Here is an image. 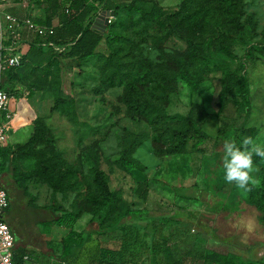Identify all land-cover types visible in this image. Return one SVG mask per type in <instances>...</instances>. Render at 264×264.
<instances>
[{
  "label": "rangeland",
  "instance_id": "obj_1",
  "mask_svg": "<svg viewBox=\"0 0 264 264\" xmlns=\"http://www.w3.org/2000/svg\"><path fill=\"white\" fill-rule=\"evenodd\" d=\"M142 1L145 7L154 4L161 8L160 24L152 23L146 10L124 6L113 19L115 23L102 35L96 48L100 57L79 61L64 59L65 63L54 58L45 73L31 75L26 72L29 81L25 79L19 83V92L30 105L32 117L25 125L11 130L6 141L16 156L13 178H24L27 192L33 196L32 205L44 206L53 200L62 213L76 214L72 223L51 226L50 237L57 241L54 244L57 250L66 231L78 232L112 222L116 213L128 206L130 209H144L151 216L171 215L181 219L182 224L168 222L161 229L164 238L176 228H188V243L195 242L199 249L208 247L264 260V228L256 221V210L242 204L237 212L228 216L226 213L209 214L202 202L203 196L199 195V190L203 189L202 155L193 147L194 141H188L181 153L162 152L161 144L151 138V126L143 117L131 113L124 102L127 95L125 85L136 75H155L156 71L176 75L182 67H190L187 40H206L211 55L227 59L231 70L248 77L252 101L248 125L256 129L255 142L264 146V0ZM240 12L244 13L241 18ZM247 15L251 16L252 25L244 22ZM238 18L242 24L237 22ZM1 25H5L3 19ZM219 30L229 32L230 36L243 37L244 45L238 48L237 56H226L218 50L214 39ZM247 45L261 47L251 64L244 58ZM110 75L115 78L114 86L104 82ZM200 76L196 93L207 112L214 115L220 73L203 68ZM120 79L121 84L118 83ZM27 84L32 86L31 95H28ZM167 84L165 109L170 121L182 119L189 108L190 89L178 77ZM57 91L65 98L73 97L76 124L59 111L52 110ZM34 126L41 130L43 137L26 146ZM126 132L143 138L132 154L141 167L130 173L121 171L116 164L121 139ZM23 145L24 148L18 150ZM29 150L37 159H23ZM59 157L76 166V171L67 174L66 168H61L63 166L58 162ZM256 168L258 170L252 175L259 188L260 171L258 166ZM51 170H54L53 175ZM97 173L102 175L107 190L114 197L110 203L111 211L106 213V209L100 208L99 219L90 221L95 208L104 199L108 203L110 198L107 194L99 195V187H95ZM59 180H63V185L59 186ZM139 180L147 183L145 202L139 201L133 192ZM71 182L76 184L69 190ZM184 211L194 212L195 220L187 218ZM137 226L141 235L149 224ZM43 234L41 238L45 240ZM115 238L110 234L98 241L111 245ZM90 247L91 243L87 244L82 252H87ZM137 248L135 245L134 250H139ZM76 256L72 263L80 258Z\"/></svg>",
  "mask_w": 264,
  "mask_h": 264
},
{
  "label": "trees",
  "instance_id": "obj_2",
  "mask_svg": "<svg viewBox=\"0 0 264 264\" xmlns=\"http://www.w3.org/2000/svg\"><path fill=\"white\" fill-rule=\"evenodd\" d=\"M35 1L41 11L40 18L35 22L45 27L52 26L54 20H57L58 24L54 27L52 35L45 38L37 36L31 42L28 52L25 56H21L18 65L8 67L0 73V89L14 97L19 94V83L22 80L19 70L23 67L26 72L28 71V74L33 75L35 72L45 73L47 68L54 63V58L65 63L64 59L79 61L100 57L101 54L96 52V48L101 43L104 32L93 30L91 24L101 10L113 11L115 20L121 8L135 6L141 11L146 10L154 24H160V17L163 15L161 8L154 4L145 7L142 0ZM243 14L240 12L239 18ZM239 18L237 22L242 24ZM113 19L107 24L106 29L115 23ZM244 22L252 25L251 16L247 15ZM214 40L218 50L225 53L226 56H237L238 48L244 45L243 37L230 36L229 32L222 30L217 31ZM42 42H51L55 46L65 47V50L59 52L49 45L47 50H44ZM186 44L190 67H182L176 75L170 76L161 71H156L155 75L154 73L136 75L132 81L125 85L127 89V95L124 97L125 105L131 113L143 117L151 126V138L161 144L162 152L181 153L188 141H194L193 147L202 155L201 181L203 189L199 190V195L203 196L202 202L206 204L209 214L226 213L228 216L237 212L241 205L245 204L256 210V221L264 228L263 160L253 157L254 164L259 167L260 171L259 188L255 187L252 191L245 192L224 180L223 143L226 140H234L239 145L245 136L256 139V129L248 125L252 108L249 79L246 74H239L231 70L227 59L211 55L208 41L188 39ZM260 48L256 45H247L244 58L250 64L253 63L254 59L258 57L257 53ZM203 68H211L220 73L217 111L214 115L207 112L195 90L196 83L201 78L200 69ZM177 77L189 87L191 100L185 117L170 121L165 109L168 95L167 83ZM114 79L110 75L104 79V82L108 86H114ZM118 83L121 84L122 79L118 80ZM27 85L28 95H31L32 86ZM58 92L52 110L59 111L71 123L76 124L77 117L73 97L65 98ZM42 137L41 130L34 126L33 135L25 145H32ZM142 142L143 138L138 134L126 132L122 136L121 150L116 161L117 167L121 171L130 173L141 167L132 154ZM25 145L18 147V150L21 147L24 148ZM26 158L37 159L30 150L27 155L23 156L24 160ZM15 161L16 156L10 146L6 144L0 148V177L8 197V206L2 214V220L7 223L13 235L12 260L18 264H26L30 260L28 246L56 258L57 248L43 240L41 233H49L52 225L63 226L72 223L76 214L62 213L60 207L53 200L44 206L32 205L33 196L27 192L24 178H13ZM58 162L62 164L61 168H66V173L69 175L77 169L76 166L69 165L61 157ZM51 174H54V170H51ZM95 181V187H99V195L107 194L110 198L108 203L104 199L100 206L95 208L94 217L90 221L99 219L100 208L106 209V213H109L111 199L114 197L113 193L107 190L100 173L95 175ZM59 184V186L63 185V180H59ZM75 184V182H71L68 189L72 190ZM133 192L139 201L145 202L148 194L145 180L137 181ZM94 198L96 202H99V198L96 196ZM184 213L187 218L195 220L194 212L184 211ZM168 222L182 224L183 221L176 216H151L144 209H130L128 206H124L116 213L112 222L84 228L78 232L69 230L61 240L62 251L58 260L76 259L77 255L76 257H80L78 261H75L77 264H264V260L243 257L232 252L223 253L208 247L199 249L195 242L188 243V228H176L164 238L161 235V229ZM140 223L149 224V227H146L141 235L138 233L137 226ZM110 234L116 237L115 243L106 245L98 241L99 238ZM89 243L92 247L83 253V249ZM135 245L139 250H134ZM23 256H27L29 259L25 261ZM83 256L86 257L84 261Z\"/></svg>",
  "mask_w": 264,
  "mask_h": 264
},
{
  "label": "built area",
  "instance_id": "obj_3",
  "mask_svg": "<svg viewBox=\"0 0 264 264\" xmlns=\"http://www.w3.org/2000/svg\"><path fill=\"white\" fill-rule=\"evenodd\" d=\"M9 0H0V73L8 67H13L19 64L21 53L19 50V42L21 41L20 30L28 28L31 32L41 38L54 33V27H45L33 22L30 18L18 19L11 14L5 13L4 7ZM1 19L4 20V27L1 25ZM113 19L108 17V24ZM51 45V43L49 44ZM54 47V46H53ZM56 51H63L65 47H54ZM26 94V92H25ZM14 96L0 89V148L6 145V141L11 130L16 129L14 120L18 118L15 111L9 110L10 100ZM22 99H19L20 102ZM0 193L3 197L0 198V264H18L12 260V251L14 248V239L12 232L5 221L2 220V214L8 206V197L0 177ZM29 258L23 256V260Z\"/></svg>",
  "mask_w": 264,
  "mask_h": 264
},
{
  "label": "crops",
  "instance_id": "obj_4",
  "mask_svg": "<svg viewBox=\"0 0 264 264\" xmlns=\"http://www.w3.org/2000/svg\"><path fill=\"white\" fill-rule=\"evenodd\" d=\"M3 11L5 13L11 14L12 16L18 19L30 18L33 22H35V20L40 18L41 16V11L39 10V7L35 0H9V2L5 5ZM52 23H53V26H57L58 24L57 20H54ZM37 36L38 35L31 32L28 28L24 27L20 30L21 41L19 42V47H20L19 50H20L21 56H25V54L28 52L30 48L31 42H33L37 38ZM50 43L51 42H48V43L42 42V46L44 50H47V46ZM49 46L58 47V46L53 45L52 43ZM54 47L53 49L55 50ZM19 74L22 79L21 81H24L25 79L29 81V77L27 76L26 69L24 67L19 70ZM20 95L21 93L19 92L18 96L12 98L9 103V110L15 111L18 115V118L14 120V125H16V123L24 122L27 118L29 120L32 117V111L30 109L31 108L30 105L26 103V99L24 97H21ZM19 99H22V100L18 102ZM30 113H31V116H30ZM25 124L26 123L24 124L21 123L19 125H16V128H19L20 126L25 125ZM51 231H52V227L50 228L49 233L43 234V236L45 240L51 246L56 247V245L54 244H56L57 241L52 240L53 238L50 237ZM67 232L68 231H66L64 235L61 236L60 240L66 235ZM27 248L30 251V254H29L30 260H28L26 264H75V263H72V261L75 260L74 258L69 259L70 261L69 260L63 261L60 259L58 260V256L61 255V251H62L61 248L55 252V254L57 255L56 258L42 253V251H40L37 248L31 247V246H28Z\"/></svg>",
  "mask_w": 264,
  "mask_h": 264
},
{
  "label": "clouds",
  "instance_id": "obj_5",
  "mask_svg": "<svg viewBox=\"0 0 264 264\" xmlns=\"http://www.w3.org/2000/svg\"><path fill=\"white\" fill-rule=\"evenodd\" d=\"M223 168L226 183L234 184L236 188L250 192L257 187L252 173L257 171L253 157L264 160V146L256 143L251 136H245L239 143L226 140L223 143ZM0 193V198L3 197Z\"/></svg>",
  "mask_w": 264,
  "mask_h": 264
},
{
  "label": "water",
  "instance_id": "obj_6",
  "mask_svg": "<svg viewBox=\"0 0 264 264\" xmlns=\"http://www.w3.org/2000/svg\"><path fill=\"white\" fill-rule=\"evenodd\" d=\"M114 12L109 10H101L94 18L91 28L95 31L104 32L107 28L108 17H113Z\"/></svg>",
  "mask_w": 264,
  "mask_h": 264
},
{
  "label": "bare ground",
  "instance_id": "obj_7",
  "mask_svg": "<svg viewBox=\"0 0 264 264\" xmlns=\"http://www.w3.org/2000/svg\"><path fill=\"white\" fill-rule=\"evenodd\" d=\"M30 116H31V113H30ZM29 120H30V119H29ZM29 120H28V118H27L24 122L16 123V125H19V124H21V123H22V124L27 123ZM16 125H15V126H16Z\"/></svg>",
  "mask_w": 264,
  "mask_h": 264
}]
</instances>
